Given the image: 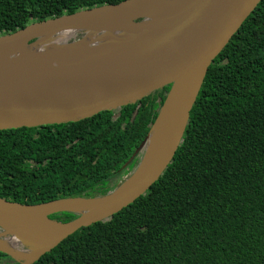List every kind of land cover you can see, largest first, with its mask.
Returning a JSON list of instances; mask_svg holds the SVG:
<instances>
[{
	"label": "trees",
	"instance_id": "trees-1",
	"mask_svg": "<svg viewBox=\"0 0 264 264\" xmlns=\"http://www.w3.org/2000/svg\"><path fill=\"white\" fill-rule=\"evenodd\" d=\"M127 1L0 0V36ZM168 93L77 123L0 131V199L37 205L115 191L123 183L110 179L147 139ZM0 264L16 263L0 253ZM33 264H264V0L210 66L161 178Z\"/></svg>",
	"mask_w": 264,
	"mask_h": 264
},
{
	"label": "water",
	"instance_id": "water-1",
	"mask_svg": "<svg viewBox=\"0 0 264 264\" xmlns=\"http://www.w3.org/2000/svg\"><path fill=\"white\" fill-rule=\"evenodd\" d=\"M133 1L136 0L81 11L0 36V45L24 42L25 46L47 33L87 35L95 31L145 36L144 40L116 52L65 65L53 64L52 69H0V131L77 123L101 113L139 106L169 90L155 127L169 101L176 97L175 108L156 149L151 155L146 151L153 127L124 167L146 151L143 162L115 191L102 197L37 205L0 199V220L24 223L47 240L32 258L21 262L15 254L0 249L16 264H33L76 231L112 218L145 195L161 178L182 143L210 66L262 0H190L156 24L150 21L151 24L145 25L138 19L141 22L131 29L112 30L105 25L104 18L122 11ZM75 203L89 206L79 208ZM55 204L64 205L42 212ZM59 213H74L78 217L68 223L50 219ZM0 229V241L12 236L1 225ZM21 245L31 249L27 243Z\"/></svg>",
	"mask_w": 264,
	"mask_h": 264
},
{
	"label": "bare ground",
	"instance_id": "bare-ground-1",
	"mask_svg": "<svg viewBox=\"0 0 264 264\" xmlns=\"http://www.w3.org/2000/svg\"><path fill=\"white\" fill-rule=\"evenodd\" d=\"M188 1L190 0H136L128 4L122 11L104 18L103 22L112 30L131 29L135 27V22L138 19L143 20L145 25L151 24L150 21L155 23L166 20L178 12L182 5ZM73 35L74 33L41 34L39 41L31 47L25 46L24 42L0 45V69H52L53 64L56 66L65 65L91 57H100L145 39V36L119 35L110 32L100 34L94 31L88 32L84 38L76 43L59 44L60 41L69 39ZM175 105L176 97L169 101L161 119L154 127L147 146L149 155L154 152L159 144ZM62 205L64 204L47 206L42 209V212L47 213ZM74 205L79 208L89 206L82 203H75ZM0 225L12 234L11 238L0 241V249L15 254L19 261L32 258L37 250L47 242L42 235L24 223L0 220ZM22 243L29 244L31 251H20L17 247Z\"/></svg>",
	"mask_w": 264,
	"mask_h": 264
},
{
	"label": "rangeland",
	"instance_id": "rangeland-1",
	"mask_svg": "<svg viewBox=\"0 0 264 264\" xmlns=\"http://www.w3.org/2000/svg\"><path fill=\"white\" fill-rule=\"evenodd\" d=\"M139 22H141V21H136L135 23H139ZM86 36V34L85 33H75L71 38H69V39H66V40H62V41H60V45H70V44H73V43H76V42H78L79 40H81L82 38H84ZM39 39L40 38H38V37H36V38H34V39H32V40H30L28 43H27V46L29 47V46H31V45H34V44H36L38 41H39ZM52 50V49H51ZM30 55H31V53H29ZM32 54H33V52H32ZM146 151H147V149H146ZM146 151H144L140 156V159H139V161H137V162H135L133 165H132V167H131V164H129L126 168L124 167L123 168V170L120 172V173H118L116 176H114L113 178H111L110 179V181H111V183H112V185L114 184V185H119V183H124L129 177H130V175H132L133 174V172L134 171H136L137 169H138V167H139V165L143 162V160H144V157H145V154H146ZM130 173H132V174H130ZM121 183V184H122ZM120 184V185H121ZM113 185V186H114ZM96 198V197H95ZM0 232H2V229H0ZM12 236L11 235H7L5 238H2V240L3 239H7V238H11ZM1 240V239H0ZM20 251H31L30 249H27V248H24V247H22V245L21 244H19L18 245V247H17ZM1 260H3V261H7V262H9L6 258H2ZM21 262V261H20Z\"/></svg>",
	"mask_w": 264,
	"mask_h": 264
},
{
	"label": "flooded vegetation",
	"instance_id": "flooded-vegetation-1",
	"mask_svg": "<svg viewBox=\"0 0 264 264\" xmlns=\"http://www.w3.org/2000/svg\"><path fill=\"white\" fill-rule=\"evenodd\" d=\"M24 165L22 164V167H23ZM34 166H35V164H33V163H30V170H32L33 171V168H34ZM6 201V200H5ZM7 201H9V200H7ZM9 202H11V201H9ZM15 203V202H14ZM17 203V202H16ZM3 261V260H2ZM4 263H8L7 261H3ZM2 262V263H3ZM10 262V261H9Z\"/></svg>",
	"mask_w": 264,
	"mask_h": 264
}]
</instances>
